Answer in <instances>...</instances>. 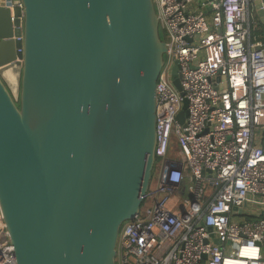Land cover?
I'll return each instance as SVG.
<instances>
[{
  "label": "water",
  "instance_id": "95a60500",
  "mask_svg": "<svg viewBox=\"0 0 264 264\" xmlns=\"http://www.w3.org/2000/svg\"><path fill=\"white\" fill-rule=\"evenodd\" d=\"M166 53L153 0L2 2L0 207L18 264H116L153 178Z\"/></svg>",
  "mask_w": 264,
  "mask_h": 264
},
{
  "label": "built area",
  "instance_id": "2783aa9c",
  "mask_svg": "<svg viewBox=\"0 0 264 264\" xmlns=\"http://www.w3.org/2000/svg\"><path fill=\"white\" fill-rule=\"evenodd\" d=\"M153 1L167 46L162 164L139 215L120 229L116 264H264V29L252 34L262 0ZM11 9L13 23L23 20L22 3ZM0 264H18L1 207Z\"/></svg>",
  "mask_w": 264,
  "mask_h": 264
},
{
  "label": "rangeland",
  "instance_id": "374dc122",
  "mask_svg": "<svg viewBox=\"0 0 264 264\" xmlns=\"http://www.w3.org/2000/svg\"><path fill=\"white\" fill-rule=\"evenodd\" d=\"M252 34L255 35V30H253ZM161 164H162V161H161V159H159L156 162V165H155V168H154V171H153V178H152V181H151V186L155 185L157 183L158 179H159V173H160V170H161V167H160ZM175 199H177V197H174V200ZM262 254L264 255V248L262 250Z\"/></svg>",
  "mask_w": 264,
  "mask_h": 264
},
{
  "label": "crops",
  "instance_id": "0c3cea01",
  "mask_svg": "<svg viewBox=\"0 0 264 264\" xmlns=\"http://www.w3.org/2000/svg\"><path fill=\"white\" fill-rule=\"evenodd\" d=\"M252 13H253V17L254 19L256 20L257 23H260L262 22V20L260 19V17L258 16V10L256 9V6L252 7ZM264 20V19H263ZM259 32L260 34L263 33V29H264V25H263V22H262V25L261 27H259Z\"/></svg>",
  "mask_w": 264,
  "mask_h": 264
},
{
  "label": "trees",
  "instance_id": "16d2710c",
  "mask_svg": "<svg viewBox=\"0 0 264 264\" xmlns=\"http://www.w3.org/2000/svg\"><path fill=\"white\" fill-rule=\"evenodd\" d=\"M259 23H256V25H255V27H254V30H255V35H259L260 34V32H259V27H261V26H259L258 25ZM163 37V36H162Z\"/></svg>",
  "mask_w": 264,
  "mask_h": 264
},
{
  "label": "bare ground",
  "instance_id": "6f19581e",
  "mask_svg": "<svg viewBox=\"0 0 264 264\" xmlns=\"http://www.w3.org/2000/svg\"><path fill=\"white\" fill-rule=\"evenodd\" d=\"M249 254H253V255H256L257 254V251H250V250H246Z\"/></svg>",
  "mask_w": 264,
  "mask_h": 264
}]
</instances>
